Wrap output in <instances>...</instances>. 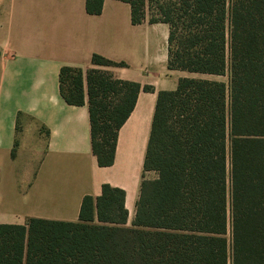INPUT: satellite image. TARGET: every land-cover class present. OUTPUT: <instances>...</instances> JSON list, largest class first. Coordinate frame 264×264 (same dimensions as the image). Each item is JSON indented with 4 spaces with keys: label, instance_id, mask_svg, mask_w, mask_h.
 Listing matches in <instances>:
<instances>
[{
    "label": "trees",
    "instance_id": "trees-1",
    "mask_svg": "<svg viewBox=\"0 0 264 264\" xmlns=\"http://www.w3.org/2000/svg\"><path fill=\"white\" fill-rule=\"evenodd\" d=\"M123 1L132 23L167 24V68L211 76L156 91L142 162L154 175H142L128 223L124 190L103 182L76 220L0 222V264H264V0ZM58 75L66 102H86L97 164H111L137 91L152 86L94 67Z\"/></svg>",
    "mask_w": 264,
    "mask_h": 264
},
{
    "label": "crops",
    "instance_id": "crops-1",
    "mask_svg": "<svg viewBox=\"0 0 264 264\" xmlns=\"http://www.w3.org/2000/svg\"><path fill=\"white\" fill-rule=\"evenodd\" d=\"M167 30L162 21L132 23L123 0H103L98 13L84 0H0V222L76 220L81 197L103 182L124 190L133 215L156 91L197 73L167 68ZM92 53L123 64L98 65ZM62 65L101 66L152 86L137 91L109 165L91 151L86 102L60 94Z\"/></svg>",
    "mask_w": 264,
    "mask_h": 264
},
{
    "label": "rangeland",
    "instance_id": "rangeland-1",
    "mask_svg": "<svg viewBox=\"0 0 264 264\" xmlns=\"http://www.w3.org/2000/svg\"><path fill=\"white\" fill-rule=\"evenodd\" d=\"M97 64V63H96ZM98 65H105V64H101V63H98ZM90 67H94V68H98V69H102V70H104V68L103 67H101V66H90ZM87 68H89V67H87ZM193 76H211V75H207V74H202V73H195V74H192ZM213 77V76H212ZM216 78H218V79H226V74H221V75H216L215 76ZM154 175V172L153 171H151V170H148V171H145V173H144V176L145 177H151V176H153ZM5 217V215H3L2 213H0V221L3 219ZM131 217L132 216H130V218L128 217L127 218V223L129 222V220L131 219Z\"/></svg>",
    "mask_w": 264,
    "mask_h": 264
}]
</instances>
